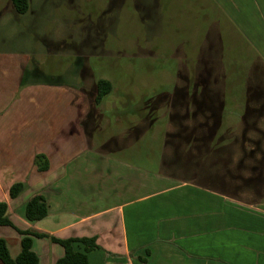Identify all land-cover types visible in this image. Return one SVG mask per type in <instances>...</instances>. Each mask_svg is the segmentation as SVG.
I'll list each match as a JSON object with an SVG mask.
<instances>
[{
  "label": "rangeland",
  "instance_id": "obj_1",
  "mask_svg": "<svg viewBox=\"0 0 264 264\" xmlns=\"http://www.w3.org/2000/svg\"><path fill=\"white\" fill-rule=\"evenodd\" d=\"M28 3V12L18 15L10 0H0V55L9 60L29 57L54 81V74L63 76L67 87L41 94L45 107L55 106L46 119L55 122L57 135L78 129L77 150L143 164L173 181L216 188L220 193H225L227 182L240 184L241 128L236 123L218 132L193 127V121L183 118V107L172 102L176 84L194 78L224 94H236L244 102L255 97L264 103L263 63L216 15L210 0ZM93 76L112 84V93L99 111L90 105ZM35 81L29 77L21 87ZM114 104L118 112L127 114L125 119H114L115 110H110ZM27 119L17 127L26 135L35 132L47 140H35L31 134L36 142L25 136L24 141H10L9 150L24 152L26 170H31L36 168L32 162L36 148L54 144L63 149L67 142L47 137L46 121ZM7 144L0 142V161ZM30 194L26 190L19 200ZM14 245L10 242L12 256L19 251Z\"/></svg>",
  "mask_w": 264,
  "mask_h": 264
},
{
  "label": "crops",
  "instance_id": "obj_2",
  "mask_svg": "<svg viewBox=\"0 0 264 264\" xmlns=\"http://www.w3.org/2000/svg\"><path fill=\"white\" fill-rule=\"evenodd\" d=\"M210 2L216 15L264 66V0ZM7 58L0 55V142H7L11 153L10 141H24L31 134L35 140H47L35 132L26 135L17 127L25 125L28 117L46 121L50 126L47 137L58 136L67 142L63 149L54 144L47 149L36 148L32 162L39 153L49 162L48 170L42 173L34 167L26 170L24 152L1 155L0 202L7 203L8 216L18 229L59 239H95L98 249L86 254L89 264H264V103L255 97L251 102L243 101L250 108L263 110L256 116L259 133H241L240 184L227 182L225 193H220L216 188L173 181L143 164L77 150L79 130L57 135L55 122L46 119L55 106L41 103L43 91L67 87L63 76L54 74L55 81L45 76L47 72L33 66L29 57ZM29 77L38 81L21 87ZM119 108L126 109L122 105ZM117 109L110 107L116 111L114 119H125L127 114ZM233 123L238 125L237 119H226L227 129ZM30 140L36 142L32 137ZM14 177L24 188L17 198L10 199L8 190L18 183ZM26 190L31 194L19 200ZM37 194L45 198L48 215L27 222L24 206ZM0 238L6 239L8 248L10 242L15 244L17 254L20 252L21 237L13 229L0 227ZM73 246L84 251L79 243ZM32 251L39 258L38 264H55L63 256V249L47 239L33 238Z\"/></svg>",
  "mask_w": 264,
  "mask_h": 264
},
{
  "label": "trees",
  "instance_id": "obj_3",
  "mask_svg": "<svg viewBox=\"0 0 264 264\" xmlns=\"http://www.w3.org/2000/svg\"><path fill=\"white\" fill-rule=\"evenodd\" d=\"M10 1L18 15H24L28 12V0ZM177 78H180V75H177ZM182 81L183 83L180 86L176 84L177 87L174 90L172 102L183 107L185 113L183 118L193 121V127L208 132H218L223 126L227 129L226 119L234 118L237 119L243 136L247 132L259 133L256 116L263 113L262 109L250 108L238 95L224 94L223 91L209 88L208 85L200 83L194 78L193 80L183 79ZM92 84L90 103L97 108L106 98L110 97L112 84L109 80L98 77L93 78ZM230 100L235 103H231ZM249 118L252 120L249 121ZM179 126L181 127L180 123ZM33 164L39 173L46 172L49 168L47 157L41 153L34 156ZM23 188L22 183L12 184L8 190L9 198H17ZM23 215L27 222H37L44 219L48 215V205L45 198L38 194L32 196L24 206ZM0 227H9L21 237L20 252L15 257L10 255L6 239L0 238V264H38L39 258L32 251L33 238L47 239L63 249V256L55 264H89L86 254L98 249L95 239H59L46 233L18 229L8 216L6 202H0ZM76 243L83 246V252L74 249L73 245Z\"/></svg>",
  "mask_w": 264,
  "mask_h": 264
}]
</instances>
